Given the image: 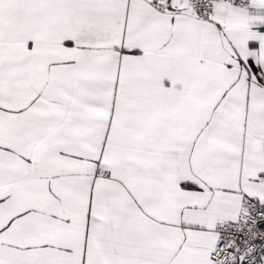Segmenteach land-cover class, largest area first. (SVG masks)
I'll use <instances>...</instances> for the list:
<instances>
[{"label": "snow or ice", "instance_id": "1", "mask_svg": "<svg viewBox=\"0 0 264 264\" xmlns=\"http://www.w3.org/2000/svg\"><path fill=\"white\" fill-rule=\"evenodd\" d=\"M0 264H264V0H0Z\"/></svg>", "mask_w": 264, "mask_h": 264}]
</instances>
